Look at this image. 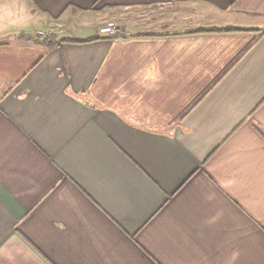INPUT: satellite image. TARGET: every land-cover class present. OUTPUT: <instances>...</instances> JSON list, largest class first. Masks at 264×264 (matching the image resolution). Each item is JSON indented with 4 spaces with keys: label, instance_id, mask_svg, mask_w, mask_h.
<instances>
[{
    "label": "crops",
    "instance_id": "obj_1",
    "mask_svg": "<svg viewBox=\"0 0 264 264\" xmlns=\"http://www.w3.org/2000/svg\"><path fill=\"white\" fill-rule=\"evenodd\" d=\"M0 264H264V0H0Z\"/></svg>",
    "mask_w": 264,
    "mask_h": 264
},
{
    "label": "built area",
    "instance_id": "obj_2",
    "mask_svg": "<svg viewBox=\"0 0 264 264\" xmlns=\"http://www.w3.org/2000/svg\"><path fill=\"white\" fill-rule=\"evenodd\" d=\"M117 25L114 22H109L106 25L100 27L99 35L110 36L116 32Z\"/></svg>",
    "mask_w": 264,
    "mask_h": 264
},
{
    "label": "trees",
    "instance_id": "obj_3",
    "mask_svg": "<svg viewBox=\"0 0 264 264\" xmlns=\"http://www.w3.org/2000/svg\"><path fill=\"white\" fill-rule=\"evenodd\" d=\"M199 32L207 33V32H211V31H198L196 33H199ZM23 37H24V35L21 36V38H23ZM40 43L47 48H53L54 46L59 44V41H57L54 37H50V38L42 40Z\"/></svg>",
    "mask_w": 264,
    "mask_h": 264
}]
</instances>
